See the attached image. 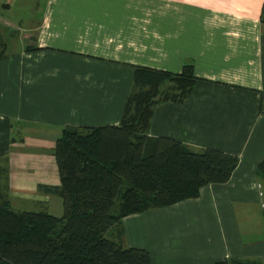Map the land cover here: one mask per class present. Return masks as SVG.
<instances>
[{"label":"crops","instance_id":"obj_1","mask_svg":"<svg viewBox=\"0 0 264 264\" xmlns=\"http://www.w3.org/2000/svg\"><path fill=\"white\" fill-rule=\"evenodd\" d=\"M263 2L0 0L1 196L61 217V199L38 186L60 185L63 129L119 126L136 67L190 66L189 96L155 105L147 135L238 165L196 199L123 219L121 243L152 264H264V180L255 174L264 161Z\"/></svg>","mask_w":264,"mask_h":264},{"label":"trees","instance_id":"obj_2","mask_svg":"<svg viewBox=\"0 0 264 264\" xmlns=\"http://www.w3.org/2000/svg\"><path fill=\"white\" fill-rule=\"evenodd\" d=\"M195 81L190 66L177 74L136 67L119 126L63 129L54 146L60 185L38 186L61 199L62 215L15 212L0 194V264H152L145 251L122 245L123 219L196 199L200 188L228 182L238 165L214 149L148 137L155 105L183 103ZM255 174L264 180V161Z\"/></svg>","mask_w":264,"mask_h":264},{"label":"rangeland","instance_id":"obj_3","mask_svg":"<svg viewBox=\"0 0 264 264\" xmlns=\"http://www.w3.org/2000/svg\"><path fill=\"white\" fill-rule=\"evenodd\" d=\"M2 183L0 182V186H2ZM15 203L18 204L17 205L18 207L13 206V205L11 207V209L14 210L15 212H23V211H27L28 209H31L32 211H38V212L44 210L40 207L41 203H35V202L33 203V202H26V201H19V200H16ZM29 206H32V207H29ZM257 226L259 227L258 224ZM258 230H261V229H257V232H259ZM261 233L264 234L263 231H261Z\"/></svg>","mask_w":264,"mask_h":264}]
</instances>
